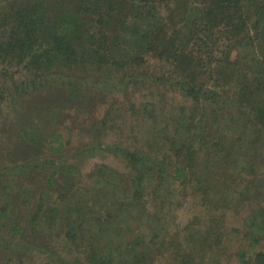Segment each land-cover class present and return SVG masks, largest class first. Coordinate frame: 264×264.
<instances>
[{"label": "trees", "instance_id": "1", "mask_svg": "<svg viewBox=\"0 0 264 264\" xmlns=\"http://www.w3.org/2000/svg\"><path fill=\"white\" fill-rule=\"evenodd\" d=\"M35 41L39 46L44 44L43 52L31 53ZM13 55L39 71L66 68L72 73L75 87L67 93L56 90L66 95L64 103H60L67 111L78 102L82 106H94L84 104L91 98L82 95L78 85L87 78L96 80L99 72L110 77L121 73V84L126 81L127 71L137 72L155 85L169 83L170 78L153 63L160 61L174 66L180 79L169 84L190 97L193 107L179 116L174 134L162 139L166 150L161 161L151 156L155 151L127 152L130 173L103 166L92 171L93 191L85 190L88 196L79 197L73 203L68 199L70 184L67 188L58 180V169L63 166L57 167L52 161L55 168L44 186L61 188L56 200L45 205L37 203V210L24 221L16 220L7 203L0 207V220L5 221L10 238V242L0 238L3 253L9 254V248L17 249L10 253L31 251L36 247L33 243L36 237L42 240L39 246L48 250L45 238L49 239L48 233L53 236L58 229L66 245L81 252L83 259L78 258L79 264H155V257L169 250L162 249L164 242L158 240L159 220L146 211L147 188L151 187L156 200L161 197L157 192L165 184L169 188L183 187L189 170L199 167L189 181L211 203L218 201L221 210L228 209L231 201L240 206L247 195L255 193L251 187L255 190L260 181L264 184V175H255L248 186L240 187L235 198L229 199L226 190L232 183L238 184L237 179L244 177L241 173L247 167L245 161L241 162L240 152L239 159L230 154L240 148L221 133L222 127L226 129L237 121L233 113L227 118L222 116L224 102L217 92L225 88L229 94L234 87L240 109L237 120L244 123L243 127L249 120L245 106L255 105L253 116L264 120V0H0V56ZM153 67L157 70L155 73L150 72ZM45 111L51 113L52 107L48 106ZM208 112L212 119L223 120L217 125L220 131L217 137L205 133L207 120L203 119ZM98 123L89 125L86 132L102 135L103 129ZM19 130L28 144L40 148L46 142L49 153L57 152L51 144L53 138L59 141L57 148L64 147L60 143L61 134L53 132L45 136L42 128L30 125L28 119L21 123ZM226 142L234 147L225 148ZM245 147L251 158L250 148L247 151ZM201 152L206 161L212 162L211 166L198 162L196 155ZM213 167L221 171L222 187L214 184L220 171L213 172ZM234 171L238 172L237 177ZM258 194L261 192L255 194L259 200H254L255 206L243 218L244 229L238 231L244 246L237 252L239 264H264V252L256 248L264 242V199L260 200L262 197ZM212 205L207 214L218 207ZM208 217L205 226L210 222V229L207 226L205 234L204 229L196 233L190 230L186 245L182 241L171 242L172 237L168 244L172 252L168 264H220L227 239H222L224 245L220 248L221 216L208 214ZM132 219L136 222H130ZM134 223L154 233L152 238L144 240L146 235L140 231L133 241L125 240V232ZM1 226L0 222V230ZM16 237L21 242H16ZM3 255L2 261L6 257Z\"/></svg>", "mask_w": 264, "mask_h": 264}, {"label": "rangeland", "instance_id": "2", "mask_svg": "<svg viewBox=\"0 0 264 264\" xmlns=\"http://www.w3.org/2000/svg\"><path fill=\"white\" fill-rule=\"evenodd\" d=\"M37 43L38 41H35L33 44L31 53L38 54L45 50L43 43L41 46ZM2 56H0V207H5L7 203L16 220L24 221L28 218L32 211L37 210L39 202L45 205L50 200H56L61 188L56 185L48 186V188L44 186L47 176L55 168L51 165L52 161L57 167L63 166L58 169L57 176L60 178L58 180L67 188V185L70 184L68 199L73 203L79 197L83 199L88 196L85 190L93 191L92 171L102 169L103 166V168L106 167L112 171L130 173L131 165L128 156H126L127 152L150 154V151H155V153H151L153 154L151 156L161 161L162 154L166 150L162 139L174 134L179 116L187 113L193 107V100L190 97L173 89L174 86L169 84L179 80L180 76L174 70V66L164 61L153 63L159 72H165V76L170 78L169 83H163L161 86L155 85L151 81L145 80L141 75H137V72L132 71L131 74L127 71L129 77L127 78L126 74L124 79L126 81L121 84L123 76L121 73L110 77L99 72L96 80L87 78L78 85L82 88V95L88 96L92 100H85L84 104L89 103L90 106L94 104L93 108L82 106L81 102H78L67 111L60 103H64L66 95L58 94L56 90L67 93L71 87H75L74 84L72 85L73 75L70 71L66 68L60 71H57L56 68L47 72L39 71L23 64L16 55ZM145 59L143 58V60ZM155 67L150 68V72L155 73L157 71L154 69ZM67 78H69L68 82ZM231 91L226 94L225 88L222 91L217 90L222 95L220 98L224 102L222 116L227 118L230 113H233L237 121L228 127L225 126L226 129L222 127L221 133L229 140H233L235 147L240 148L233 149L234 151L230 154L238 159L241 156V162L245 161L247 168L241 173L245 178L239 177L238 184L232 183L231 190H226L229 199L235 198L240 187L248 186L255 175H264V120L255 119L252 114L255 105H248L250 107L245 106L244 110L247 115H250V117L248 115V122L251 121V123L247 122L246 124L250 125L245 124L243 127L244 123L237 120L240 109L234 87L231 88ZM48 106L52 107L51 113L45 111ZM212 117V114H209L204 119L202 118L203 121L207 120L205 133H213L217 137L220 135L217 125L223 120L214 118L213 120ZM27 119L30 125H36L38 129L42 128L45 136L53 132L56 135L61 134L60 143L64 144V147L57 148L59 141H56L55 138L51 139L52 146L57 150L52 154L48 152L49 146L46 145V142H43V147L37 148L34 144L24 141L19 129H21V123ZM97 121H99V127L103 129L102 135L94 136L93 133H87L85 128L87 129L91 124L97 125ZM234 145L231 142H226L225 148L234 147ZM245 146L248 147L247 151L250 148L251 158H249V153H246ZM83 147H86V150H83ZM88 147L90 150L87 149ZM204 151L206 150L202 152ZM202 152L196 155L198 162L205 166H211L212 162L206 161L205 154L203 155ZM212 161L216 162V159L212 158ZM196 170L199 171V167L189 170L187 183L183 187L172 186L169 188L170 185L165 184L162 190L157 192L161 197L155 198L156 200L151 194V187L147 188L148 192L144 196L147 203L146 211L148 215L150 213L159 220L158 240L164 242L162 249L167 247L169 250H165L161 252L160 256L155 257L154 263L168 264L170 253L172 254L168 244L172 237L174 238L171 242L175 240L180 243L182 241L186 245V235L190 234V230L193 233L202 231L201 229L205 231L207 226L209 230L210 222L205 226L209 214L215 217L221 216L220 225L223 235L220 237V248H223L224 245L222 239H227L225 248L222 249L225 253H222L219 263L239 264L237 252L243 245L240 243L242 235L238 231L244 229L243 218L247 216L249 210L253 208L252 206H255V201L259 200L255 194L261 192L258 196L262 197L260 200L264 199V184L260 181L255 190L254 187H251V191H255V193L249 194L250 197L247 195V200L240 202V206L237 207V203L231 201L228 209H221V213L218 201L211 203L206 197L207 195L200 194L196 190L194 182L189 181L194 177ZM212 171L220 170L213 167ZM225 172L229 174V171ZM234 173L237 177L238 172L234 171ZM220 174L221 171L216 173L214 182L216 187L223 185L224 178H221ZM212 204H216L218 207L207 214V209L214 207ZM0 222L3 225L0 230V238L5 237L10 242L8 231L4 225L5 221L0 220ZM141 225L139 223L132 224V228H128L125 232L124 239L133 241L140 231L146 235L143 237L144 240L152 238L154 233L148 232L147 228L145 229ZM57 230L53 232V236L48 233L49 239L45 238V242L49 244V251L46 247L44 249L39 246L38 242L42 240L38 237L33 242L36 247H33L34 249L31 251L10 253L11 250L17 249L9 248L10 251L7 254L6 249V253H3V247H0V264H79L78 258L83 259L81 252L72 250L66 245ZM20 240L19 237H16V242H21ZM256 248L264 252V242L258 244ZM3 254H6L4 261H2Z\"/></svg>", "mask_w": 264, "mask_h": 264}]
</instances>
